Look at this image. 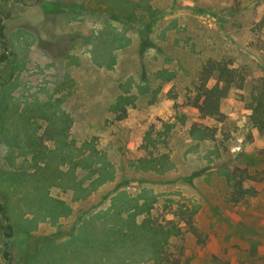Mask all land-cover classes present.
Here are the masks:
<instances>
[{"label": "rangeland", "instance_id": "obj_1", "mask_svg": "<svg viewBox=\"0 0 264 264\" xmlns=\"http://www.w3.org/2000/svg\"><path fill=\"white\" fill-rule=\"evenodd\" d=\"M37 5L44 20L4 22L24 48L9 70L0 64V201L12 225L0 232V264H157L148 243L121 232L130 210L153 204L161 215L178 203L196 210L204 239L186 242L192 264H264V131L251 127L243 90L221 101V120L186 99L209 59L248 81L262 75L264 0ZM119 97L130 103L114 112ZM148 152L167 163H148ZM246 173L255 193L234 204L230 180Z\"/></svg>", "mask_w": 264, "mask_h": 264}, {"label": "trees", "instance_id": "obj_2", "mask_svg": "<svg viewBox=\"0 0 264 264\" xmlns=\"http://www.w3.org/2000/svg\"><path fill=\"white\" fill-rule=\"evenodd\" d=\"M42 5L46 12L57 11L59 8L54 3L43 2ZM3 30L4 26L0 22V41L2 43H4L6 37ZM257 33L264 35V13L259 21ZM142 44V49L152 46L151 43L146 41ZM4 59L5 56H2V60ZM212 78L215 79V84L208 87L207 84ZM232 89L244 91L245 95L242 98L248 111V121L252 128L258 130V132H263L264 65L262 75L255 81H248L233 63L226 62L223 59H209L201 66L196 84L192 92L187 94L186 99L198 110L202 117L221 120L224 118L220 110L221 101L228 96ZM125 103H130V99L119 97L112 105V111L115 112L117 109H121ZM122 111L124 112V109ZM124 117L125 114L119 115L118 120ZM198 131L196 128L191 130L192 133ZM148 137L149 133L146 136L147 141L150 140L147 139ZM148 154V163L153 165L159 162H162L163 165L167 163V153L158 158H154L151 152H148ZM236 179V177H232L230 180L229 200L234 204L247 202L248 197L253 196L255 193L252 186L246 185L247 179H255V176L246 173L244 175L240 174V178ZM172 206H166L168 210L161 215L155 210L153 204L136 207L127 230L128 235L125 234V236L131 241L142 240L148 243L157 264H192L196 254L186 252V242L195 239L197 245L202 246L204 244V239L195 218L196 210L187 204L178 203L175 207ZM138 217L141 218L139 221L136 220ZM11 229L12 225L9 224L7 219V208L0 201V232L9 237ZM120 236L123 237L124 234ZM4 255L7 257V252ZM224 264L229 263L224 262Z\"/></svg>", "mask_w": 264, "mask_h": 264}, {"label": "crops", "instance_id": "obj_3", "mask_svg": "<svg viewBox=\"0 0 264 264\" xmlns=\"http://www.w3.org/2000/svg\"><path fill=\"white\" fill-rule=\"evenodd\" d=\"M13 2V6L14 7H16L15 5H17V9H18V11H19V13H15V14H12V15H15L14 16V19L16 18V19H19V18H22V20L23 21H26V22H28V23H30V24H33V23H36V21H38V22H40L43 18H44V15H43V12H42V10L40 9V7L35 3V0H8V4L10 3V2ZM18 1H22V2H24L25 4L24 5H21V4H19V2ZM11 15V16H12ZM10 16V17H11ZM7 20H9V18L8 19H5L4 20V22L5 21H7ZM44 20V19H43ZM37 22V23H38ZM38 24H40V23H38ZM20 29H23L24 31H26L27 30V28H22V27H19V28H15V30H20ZM14 30V31H15ZM27 32V31H26ZM30 35H32L31 33H29V36ZM37 35L39 36V32L37 31ZM28 36V37H29ZM38 36H36L37 38H38ZM7 37V39H8V43H9V47H10V49H11V55H12V62H11V64L9 65V66H11V65H13L15 62H16V56L17 55H19V51H23V48H24V46H21L20 44H19V42H16L15 43V41L12 39V38H10V35L9 36H6ZM36 39V38H35ZM19 41H20V39H19ZM34 41H36V40H34ZM34 41L31 43V41L29 42L30 43V45L31 44H33L34 43ZM29 45V44H28ZM28 45H27V47L25 48V50H27V48H28ZM32 46V45H31ZM9 66H8V70H9ZM131 212H129V213H131V214H129V217H130V222H131V219H132V217L134 216L133 214V212H134V210L132 211V210H130ZM140 217V216H139ZM136 218V220L137 221H139L141 218ZM130 222L128 223V227H129V225H130ZM127 227V228H128ZM39 229V228H38ZM32 233H34V230H32L31 231ZM38 233L37 234H39L40 232L39 231H37ZM124 234V236H123V238H126L127 236H125V234L126 235H128V233H127V230H124V231H122V235ZM57 242H59V241H63V240H60V239H55ZM49 240H43V241H41V243H40V241L39 242H37V244H36V246L34 247V249H35V251H34V254L33 255H31V260H30V263L32 262V261H36V259L40 256V252H41V249H42V247H43V243L42 242H44V243H46V242H48ZM65 241V240H64ZM136 243H139V242H144V241H142V240H140V241H135ZM153 254V253H152ZM153 256V255H152ZM153 259H154V256H153Z\"/></svg>", "mask_w": 264, "mask_h": 264}, {"label": "flooded vegetation", "instance_id": "obj_4", "mask_svg": "<svg viewBox=\"0 0 264 264\" xmlns=\"http://www.w3.org/2000/svg\"><path fill=\"white\" fill-rule=\"evenodd\" d=\"M3 1L5 2L7 0H3ZM39 1L40 0H35V3L37 4ZM18 2L21 5L25 4L22 1H18ZM13 7L14 6H13V2L12 1L9 4H7L6 15H5V17L1 18V20H0V22H1V24L3 26H4V20L10 18L12 13H14V12L15 13H19V11L15 10ZM0 46H1V50H0V64H4L5 65V66L2 67V69L4 70V69H6V64L9 66L11 64V62H12V60L9 59V57H10L9 54L11 53V49L9 47V43H8L7 37H5L4 43H2L0 41ZM2 56H5L4 60H2ZM0 68H1V66H0ZM6 261L8 262V264H11V263H9L10 260L7 259Z\"/></svg>", "mask_w": 264, "mask_h": 264}, {"label": "water", "instance_id": "obj_5", "mask_svg": "<svg viewBox=\"0 0 264 264\" xmlns=\"http://www.w3.org/2000/svg\"><path fill=\"white\" fill-rule=\"evenodd\" d=\"M3 239H4V237H3ZM5 251V247H3V251L2 252H4Z\"/></svg>", "mask_w": 264, "mask_h": 264}]
</instances>
